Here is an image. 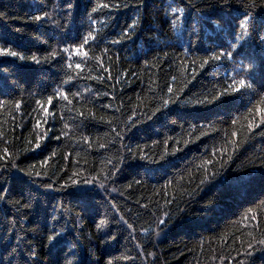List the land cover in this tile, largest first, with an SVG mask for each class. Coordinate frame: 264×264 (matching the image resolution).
<instances>
[{"label": "trees", "instance_id": "1", "mask_svg": "<svg viewBox=\"0 0 264 264\" xmlns=\"http://www.w3.org/2000/svg\"><path fill=\"white\" fill-rule=\"evenodd\" d=\"M261 37L264 0H0V264H264Z\"/></svg>", "mask_w": 264, "mask_h": 264}, {"label": "snow or ice", "instance_id": "2", "mask_svg": "<svg viewBox=\"0 0 264 264\" xmlns=\"http://www.w3.org/2000/svg\"><path fill=\"white\" fill-rule=\"evenodd\" d=\"M102 6H103V7H108L107 4L102 5ZM93 11H95V9H93ZM45 15H47V14H45ZM35 19H36V20H41L42 18H41L40 16H36ZM129 27H134V25H130ZM93 39H95V38L93 37ZM261 39H264V37H261ZM87 43H88V39L86 38V39L84 40V44H87ZM84 44H80L78 47H76L75 52H76L77 55H80V54H81V49H83ZM64 51L67 52V51H69V50H68V49H64ZM4 55L17 56L18 54H17L16 52L12 51L11 49L0 47V56H4ZM83 55L86 56L87 53L84 52ZM222 55H225V53H221L219 56H214V57H212V58H213V59H220V56H222ZM226 55H227V56H231L232 53H231V52H227ZM21 58H23V57H21ZM31 59H32L33 61H35V60H36V57L33 56ZM69 67L71 68L72 65L69 64ZM75 68H76L77 70L81 69V64L77 63V64L75 65ZM244 86H245V81H244V80H241V81H239V87H235V86H234V87L232 88V91H233V92H238V91H239L241 88H243ZM167 92H168V94H171V93L173 92V89H172L171 86H169V87L167 88ZM227 95H229V90H228L227 88L224 90V92L220 93V96H227ZM48 99H49V103H51V99H52V98L49 97ZM218 99H219V97H214V98L212 99V101H209V100L205 99V100H203V101H199L198 103H202V104L214 103V102H216V100H218ZM162 103H163V107H167L168 104H169V100L165 99V100H163ZM43 110L45 111V113H47V109H43ZM156 111H157V112L160 111V108H157ZM153 114H155V113H153ZM129 119H131V117H129ZM259 121H260V123H253V122H250L249 125H248L249 130H251L253 127H257V128H259V127L261 126V124H264V110H261V114L259 115ZM233 123H235V122H233ZM233 135H235V134H233ZM41 139H43V137H41ZM39 146H40L39 143H37L36 147H39ZM129 151H131V150L129 149ZM7 155H8V153H7V149H5V156H7ZM21 171H22V170H21ZM73 183H76V182L73 181ZM85 183L87 184V183H90V182H89V181H85ZM48 187H52V185H48ZM165 215H167V213H165ZM159 223H160V224H164L165 221H164V220H160ZM59 235H60V233H55L54 235H50V236H48L47 239H48V241H49L50 243H52L54 240H56V238H57ZM260 243L264 244V241H260ZM251 247H252V245L249 244V248H251Z\"/></svg>", "mask_w": 264, "mask_h": 264}]
</instances>
